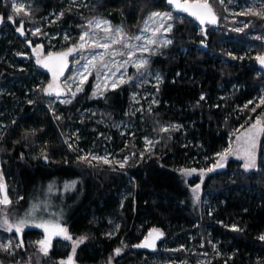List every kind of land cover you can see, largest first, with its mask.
Segmentation results:
<instances>
[{
	"label": "trees",
	"instance_id": "trees-1",
	"mask_svg": "<svg viewBox=\"0 0 264 264\" xmlns=\"http://www.w3.org/2000/svg\"><path fill=\"white\" fill-rule=\"evenodd\" d=\"M29 1V12L16 14L12 0H0V176L5 192L8 190L12 197L6 206L9 222L16 223L47 186L56 181L60 186L75 181L65 224L73 236L87 237L74 253L83 264L115 256L123 239L130 248L125 252L126 264L145 255L148 263L142 264L176 259L172 256L175 252L162 251L159 246L152 251L133 247L154 227L172 238L168 245L172 248L188 241L190 231L196 232L198 241L202 239L201 230L208 250L212 247L210 239H220L221 248L232 256L227 259L215 255L210 264H255L258 255L264 256V240L259 239L264 232V127L255 169L245 171L242 160L228 157L221 161L217 156L237 125L248 126L264 113V103L256 104L264 87V64L257 60L258 54H264V40L252 35L255 28L258 33L264 32V16L254 11L246 14L256 23L237 31L220 24L218 19L225 17V8L217 0L207 2L217 22L203 25L167 0ZM168 9L175 15L170 31L173 42L149 61L163 73V81L153 86L158 101L156 106H143L140 132L133 140L128 137L125 150L115 146L119 153L132 152L124 165L126 172L83 161L77 156L81 146L69 147L65 135L72 137L71 142L77 137L82 145L96 139L99 128L108 133L102 122L97 128L92 126L99 118L90 114L94 109L115 121L122 117L134 121L132 112L125 114L133 100L130 88L134 85L124 83L95 96L89 81L70 103L53 102L54 95L43 90L50 73L36 67L26 55L27 45L16 34L18 22L41 25L42 36L36 34L33 40L42 41L46 52L49 47V51L58 48L53 41H63L64 47L78 42V31L89 20L102 18L137 31L153 11ZM56 31L59 36L50 39ZM65 31L67 39L63 37ZM167 122L171 123L168 131H162ZM146 133L153 137V149L143 146ZM141 149L143 154L139 153ZM219 159L224 167L208 172L207 168ZM188 166L207 171L203 198L210 195L215 208L211 217L194 195L195 180L181 172ZM117 222L118 227L112 225ZM231 225L240 230H233ZM12 234L15 230L0 228V237ZM18 235L23 246L12 253L0 250V264H58L71 252L68 240L54 236L44 255L37 242L49 236L38 227L27 226ZM187 256V262L197 260V254ZM120 261L116 257V264Z\"/></svg>",
	"mask_w": 264,
	"mask_h": 264
},
{
	"label": "rangeland",
	"instance_id": "rangeland-1",
	"mask_svg": "<svg viewBox=\"0 0 264 264\" xmlns=\"http://www.w3.org/2000/svg\"><path fill=\"white\" fill-rule=\"evenodd\" d=\"M72 1L74 2L75 0H69V2ZM196 1L212 2V0H196ZM217 1L222 5L223 8H225V12H224L225 17L223 19L219 17L218 20L222 26L226 25L227 28L229 29L235 28L236 30L237 29L244 30L249 25L254 24V22L256 23L255 18L246 17L247 16L246 14L248 13L250 14L252 13V11H254V13H264V7H262L264 6V0H222V2L221 0H217ZM12 2H15L17 7H21L22 5L23 6L22 10H26V12H29V4H30L29 0H12ZM153 13H171L172 19H162L160 17H153L152 16ZM174 19H175V15L172 9L155 10L147 16L145 22L141 25L140 29L137 31L135 29L133 30V28L129 30V28L125 27L124 25L114 24L110 20H105L102 18L89 20L86 26H82L81 29H79L78 31L79 34L78 42L75 43L72 42L71 45L64 47L62 43L63 41L60 40L53 41V43H56L58 45V48L54 51L49 52V49L51 50V47H49L45 53L41 54L42 56L40 57V60L48 64V67L45 68L50 73L49 84H52L54 88H58L60 90L59 95H57L56 92L51 93L54 95L53 102L70 101L77 94L85 90V87L89 83V81H91L92 83V95H94L95 93V96L104 95V93L110 90L111 88H115L124 84L119 82L121 78L124 81H126L125 83H130L134 85V87L130 88V92H131V96L133 97V100L130 101L131 102L130 106L128 107V110L125 113L129 115L131 114L130 112H132L134 121H128L125 119V117H122L118 121H115L107 117L103 111L94 109L90 112V114L92 115L98 114L99 118H97L98 122H93L92 126L97 128V125L102 122V124H105V126L107 127L108 133H105L103 129L99 128L97 130L96 139H93L92 142L88 144H82V145L77 140V137L75 138V142L73 141L71 142L70 138L72 137L69 138L67 137V135H65V141L68 146L71 145V147H73L76 146L77 144L81 146L79 150L80 153L77 154L78 158L81 159V157H86L87 158L86 160L84 159L82 160L96 166H102V167L109 166L112 167L113 169L116 167V169H119L121 171L124 170V167L123 168L120 167V163H124L126 157L128 158L127 159L128 161L130 156L132 155V152L119 153L115 150V146H122L124 149L128 144V137H130V139L132 140L136 138L135 134L140 132L138 121L142 120L141 112L145 104H147L149 107L156 106V102L158 101V99L156 97V89L153 88V86L158 85L160 82L163 81V73L157 67H152L149 61L150 58L153 57L155 54L157 53L162 54L164 52L165 46L162 43L163 41L171 40L173 42V39L170 35V31H165V29L169 24L172 25V28L174 27L175 25ZM104 21H107L108 23L104 24L103 23ZM98 22H99V27H97ZM24 23L27 26L26 27L27 32L29 31L31 35V36L29 35L30 38L33 39L34 36H36V34L38 36H42L41 35L42 33L40 32L41 30L40 24L37 23L34 26H31V25H27L25 21ZM161 25H163V27ZM117 28L122 29L121 35L125 36V41L122 44L111 43V40L113 38H118L115 33V29ZM36 29H39L38 33L36 32ZM105 29H110V30L106 31ZM253 30L254 32L252 33V35L258 36L260 37V39L264 40L263 31L262 33L261 32L258 33L256 31L258 30V28L257 29L255 28ZM85 33H87V36L85 37L84 41H81L80 37ZM59 34H60L59 31H56L54 34L52 33L50 39L57 38ZM63 37H67V38L69 37L68 31L64 32ZM135 37H140V39H135ZM149 40H155L156 43L148 44ZM105 43L109 44V48L104 49L93 46L96 44H105ZM56 44H54L53 46H56ZM81 44H84L83 48L79 47ZM125 44L128 46L125 47ZM142 47L147 48L148 51L141 50ZM70 48H76L77 50L75 52H72L70 55H68L66 58L63 59L57 56V54L59 53L68 52ZM113 53H115V55H113ZM50 54H51V58H49ZM258 56H264V54L263 53L258 54L257 57ZM144 59H146L148 63L144 68L140 69L138 72L137 68L135 67V64ZM258 62L260 63L259 60ZM64 64H66V67H63ZM104 64H106L107 67H103ZM86 65L88 66L87 72H85ZM61 69L63 71L62 75L60 74ZM98 73L99 75H97ZM54 74H55V79H54ZM84 76H87V80L81 85L80 82ZM113 81H116V86H113ZM81 86L83 90L77 92L76 91L77 87H81ZM73 92L76 93L75 96L72 95ZM262 99H264V87H261L260 89L259 99L257 100L256 104H260ZM257 120L260 121L259 124H257ZM254 124H256L257 126L255 129H252V135L254 136L256 143L255 156L257 155L256 151L259 143V138L261 136L262 129L264 127L263 126L264 113L262 116L259 115V117H257L255 121L249 124L248 126H241V124H239L237 125V127H235L234 130L231 131V133L229 134L230 136L229 143L224 149L230 148L236 154L230 155L229 157H235L237 159L242 160V162H244L242 158L244 155V150L249 146L247 142V137L245 136V132L246 130L251 129V126ZM170 125H171L170 122L163 123L164 128H167ZM100 138L103 139L101 140ZM142 139L144 143L143 146H145V148L147 149L154 148L152 136L146 133L144 134ZM139 153L143 154L144 152L141 149L139 150ZM93 157H96L97 159H93ZM105 157L109 160L110 163L105 164L103 159H100ZM216 164L217 162L212 163L207 168V170L210 168H217L214 167ZM256 164H257V156H256ZM191 169H196V171L193 172L191 175H187L189 179L195 180L194 183L192 184L193 190L196 189L197 185L200 186L199 189L194 193V195L195 197L198 195L199 197L198 200L202 202L203 209H205L209 217H211L212 211L215 208L213 207L214 205L210 202V198H209L210 195L208 194L206 196L204 195L205 197L203 198V190L205 191L204 179L207 171L205 169L202 170L198 169L195 166H190V167L188 166L185 170H191ZM126 175L129 177V174ZM2 179H3L2 176H0V185L4 184V181H2ZM65 185H68V187H65ZM51 186H52L51 191H49V186H47L45 189H43V191L38 193V197L34 199V201H31L28 208L24 211V214L21 217H17V221L25 216V213L31 208L33 204H37L39 207L34 213V219L30 220L29 224H27L24 228H26L27 226L36 227L35 226L36 224L45 223L48 226L47 235L49 237H53L52 233L55 230V226L59 225L60 227L67 229L68 234L72 236L73 240L82 237L81 235L73 236L72 233L69 232L65 224L66 217L68 216L67 213H69V209H67V207L71 208L70 206H68V204L70 201H72L73 194L76 191L75 189L76 182L73 185L72 182L68 181L60 186L56 181ZM8 192L9 191L7 190L6 192L7 197H9L8 199H11L12 197L9 196L10 193ZM4 194H5V189L2 186V188H0V198H3ZM5 207L6 206L4 205H0V208H5ZM199 224L200 223L195 224L194 227L197 228ZM112 225L117 226L118 222ZM233 226L236 225H231L229 227L233 228ZM41 229L44 230V228ZM154 229L158 230L160 233H163L161 237V241L157 243L159 245L160 250L165 252L171 251V254L172 252H175L172 256L176 257V259L166 257L170 259H166L165 260L166 263L163 264H210V261L213 260V257H215V255L226 256L227 259L232 256V254L226 253V251H224L221 248L220 239L217 238L212 240L210 239L209 232H208V237L212 244L210 250H208L205 247V243H206L205 237L204 234L201 233V230H198V232L201 234L202 239L195 241L196 239L194 237L196 232L190 231L188 233L189 235L188 241L172 248L168 246L169 243H171L172 238L166 237V233L163 232L162 229L157 227H154ZM152 230L153 229H151L149 232H151ZM262 235H264V232L260 233V236ZM57 237L61 238L62 240L64 239L63 236H57ZM9 241L12 242V247L9 249L10 252L12 253L16 251V248H19L16 247V245L20 243L21 239L19 238L18 233L8 235L5 238L0 237V244H7ZM68 243L72 245L71 240H68ZM70 247H71L70 250L71 252L69 254H74L72 250V246ZM118 248L122 249L119 254H116L115 256L107 257L105 260L101 261V264L116 263V257L122 255L128 249H130L125 239L122 240L121 246ZM180 249H183V251L179 252ZM38 252L39 251H37L35 254H38ZM193 254H197V258H196L197 260L196 261L189 260L187 262L186 261V259L188 258L187 255L192 257ZM66 257L60 258L58 260V264H60L61 261H65ZM126 258L127 257L124 256L120 259L121 264H126L125 262ZM255 260H256L255 264H263L264 256L258 255Z\"/></svg>",
	"mask_w": 264,
	"mask_h": 264
},
{
	"label": "snow or ice",
	"instance_id": "snow-or-ice-1",
	"mask_svg": "<svg viewBox=\"0 0 264 264\" xmlns=\"http://www.w3.org/2000/svg\"><path fill=\"white\" fill-rule=\"evenodd\" d=\"M169 5H175V7L178 10L181 11H185V12H189L190 15L194 16L196 19L199 20L200 24L203 25L205 24V22L210 23V24H215L217 22L216 20V16L211 8V6L205 2L202 5H189L187 3H180L179 0H167ZM222 2V0H221ZM14 12L16 14H19L22 11L23 6L21 5V7H17L15 2H13L12 5ZM193 9H197V10H193ZM251 11V10H249ZM256 15H264V13H253ZM153 17H160L162 19H172L171 13H153L152 14ZM13 18L10 16L9 20H12ZM151 19V17H150ZM91 23V22H89ZM104 24H107V21L103 22ZM163 27V25H161ZM97 27H99V22L97 23ZM172 25L169 24L167 26V28L165 29V31H171ZM106 31H109L110 29H105ZM159 30V29H157ZM17 31H21V29H17ZM237 31H241L240 29H237ZM36 32H39V29H36ZM115 33L116 36L118 38H113L111 40L112 44H122L125 41V36H122V29L117 28L115 29ZM21 34H23V32L21 31ZM35 34V33H34ZM87 36V33H85L84 35H82L80 37L81 41L85 40V37ZM65 39H67V37H65ZM135 39H140V37H135ZM156 41L155 40H149L148 44H155ZM164 46H167L168 44H171L172 41L171 40H165L162 42ZM94 47H100V48H104L107 49L109 48V44L105 43V44H96L93 45ZM128 45L125 44V47H127ZM80 48L84 47V44H81L79 46ZM77 49L76 48H70L68 50V52L65 53H59L57 54V56L61 59L66 58L68 55H70L72 52H75ZM141 50L143 51H148L147 48L142 47ZM113 55H115V53H113ZM51 58V54L50 57ZM257 60L260 61L261 64H264V56H258ZM44 67H48L47 63H44L41 60H37V64H42ZM91 63V62H90ZM148 61L146 59L138 62L135 64V67L137 68V71L139 72L140 69L144 68L147 65ZM94 66V65H93ZM122 66V65H121ZM63 67H66V64L63 65ZM103 67H107L106 64L103 65ZM118 70V69H117ZM88 71V66H85V72ZM60 74H63V71L61 69ZM114 74V73H113ZM99 75V73L97 74ZM54 79H55V74H54ZM131 79V78H130ZM87 80V76H84L83 79L81 80V85ZM120 83H125L126 81H124L122 78L119 81ZM113 86H116V81H113ZM70 90V89H69ZM83 88L81 87H77L76 91H82ZM47 94H51L52 92H56L57 95H59L60 90L58 88H54L52 84L48 85V88L44 90ZM73 96L76 95L75 92L72 93ZM95 95V93H94ZM201 100L204 99L203 96H201L200 98ZM70 103V101H65ZM251 103V102H249ZM261 103H264V99L261 100ZM245 107H247V105H245ZM253 111H255V109H253ZM260 121L257 120V124H259ZM256 124L251 126V129L246 130L245 132V136L247 137V142H248V147L244 150V155H243V168L245 171H249L252 169L256 168V156H255V148H256V143H255V139L254 136L252 135V129L256 128ZM176 127V126H173ZM162 131H168L167 128L162 129ZM239 139V137H238ZM151 143V142H149ZM71 147V145H69ZM236 153H234L230 148L228 149H224L223 152L217 153V156L220 157L221 161H226L228 159V157L230 155H235ZM45 159H47V157H44ZM81 159L86 160V157H81ZM93 159H97L96 157H93ZM103 159L105 164L110 163L109 160L105 157V158H100ZM127 157L125 158L124 163H120V167L123 168L124 164L127 163ZM214 167H224V164L221 163L220 161L217 162V164ZM213 168L208 169V172L213 171ZM196 169H191V170H181L182 173L186 174V175H191L193 172H195ZM72 184H75V181L72 182ZM65 187H68V185H65ZM199 185L196 186V189H194V193L199 189ZM0 188H2V185H0ZM52 186L49 185V191H51ZM22 199V198H21ZM196 199L198 200L199 197L198 195L196 196ZM11 203V201L8 199L7 194L5 192V194L3 195V198H0V205H4L7 206ZM39 206L37 204H33L31 206V208L25 213V216L21 219H19L16 223H10L8 216H7V210L6 207L5 208H0V217H2V220H0V228H4L6 229L8 232H12L13 230H15L16 233H21L23 228L29 224L30 220L34 219V213L37 210ZM36 227H40V228H44L45 232H48V226L45 223H41V224H36ZM118 227V226H117ZM233 230L239 231L240 229L236 228V226H233ZM158 230L153 229L150 233L149 236L152 235V232H157ZM53 236H63L64 239L66 240H71L72 241V250L73 253H75L76 247L83 243L85 241V239H87V237H79L76 240H73L72 236H70L67 232L66 228H62L59 225L55 226V230L52 233ZM163 233H159V236H162ZM159 236L157 238H159ZM259 239L264 240V235L260 236ZM40 245V251L44 254L47 255L48 254V250L50 247V237H46L45 240H41L37 242ZM23 246V241L21 240L19 244L16 245V247H22ZM12 247V242L9 241L7 244H0V250L3 251H8L10 248ZM133 247L136 248H150V247H154V242H149L148 237H145V242H142L141 244L138 245H133ZM122 249H116V254H119L121 252ZM72 256L68 257L67 262L65 261H61L60 264H72Z\"/></svg>",
	"mask_w": 264,
	"mask_h": 264
},
{
	"label": "flooded vegetation",
	"instance_id": "flooded-vegetation-1",
	"mask_svg": "<svg viewBox=\"0 0 264 264\" xmlns=\"http://www.w3.org/2000/svg\"><path fill=\"white\" fill-rule=\"evenodd\" d=\"M18 23H20V22H18ZM17 23V24H18ZM26 25V24H25ZM27 27V26H26ZM16 28H17V26H16ZM27 29V28H26ZM16 34H17V30H16ZM28 36H29V34H28ZM30 37V36H29ZM24 41H26L25 40V38L23 39ZM33 40V39H32ZM25 44H26V42H25ZM33 47L34 48H30L29 46H27L26 47V55L29 57V58H32L33 59V61L35 62V66L36 67H42V69H44V70H47L42 64H37V60L39 59L40 60V57L42 56L41 54L42 53H45V45L43 44V42L42 41H35V40H33ZM49 52H51V51H49ZM49 82H50V80H49ZM49 82L47 83V84H45L44 85V87H43V90H45V89H47L48 88V84H49ZM50 95H53V94H50ZM159 232V231H158ZM54 237V236H53ZM147 237V236H146ZM161 241V240H160ZM159 241V242H160ZM51 246V245H50ZM159 245L157 244V247H158ZM156 247V248H157ZM150 251H152V250H150ZM69 256H72L73 257V264H83V263H81L80 261H78L77 260V258L75 257V255L74 254H69L67 257H66V259H65V261L67 262V259H68V257ZM124 256H127V255H125V253H123L122 255H119L118 257H119V259H121L122 257H124ZM148 256L147 255H145V256H143V257H138L137 259H136V261L133 263V264H142V263H148ZM103 260H105V259H103ZM102 260V261H103ZM95 264H101V261H99V262H97V263H95ZM114 264H116V263H114ZM152 264V263H151Z\"/></svg>",
	"mask_w": 264,
	"mask_h": 264
},
{
	"label": "water",
	"instance_id": "water-1",
	"mask_svg": "<svg viewBox=\"0 0 264 264\" xmlns=\"http://www.w3.org/2000/svg\"><path fill=\"white\" fill-rule=\"evenodd\" d=\"M198 2H200V1H198ZM17 29H21V31L23 32V34H21V31H17V35L20 36L23 39L25 38V40H26L25 42H26V45L27 46H29L30 48H34L33 47V40H32V38H30L28 36V32H27L25 23L24 22H20L19 25L17 26L16 30ZM159 233L160 232H158V231L157 232H152V235L151 236H149V234L147 236L148 239H149V242H154V247H150V248H137V249H150V250H155L156 247H157V243L161 240V237H162V236H159ZM158 236H159V238H157ZM142 242H145V239ZM141 243H138V244H141ZM138 244H136V245H138ZM72 264H73V259H72Z\"/></svg>",
	"mask_w": 264,
	"mask_h": 264
}]
</instances>
